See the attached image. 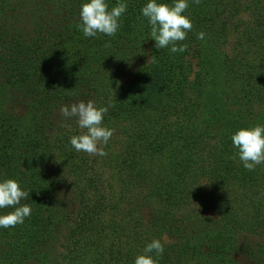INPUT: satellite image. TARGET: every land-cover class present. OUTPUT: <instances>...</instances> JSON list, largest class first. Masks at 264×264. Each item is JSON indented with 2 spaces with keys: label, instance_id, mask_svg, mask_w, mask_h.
I'll return each instance as SVG.
<instances>
[{
  "label": "trees",
  "instance_id": "trees-1",
  "mask_svg": "<svg viewBox=\"0 0 264 264\" xmlns=\"http://www.w3.org/2000/svg\"><path fill=\"white\" fill-rule=\"evenodd\" d=\"M81 3L0 0V179L31 206L0 228V264H134L153 239L159 264H264V164L231 142L264 123V0H190L180 54L155 48L146 0L114 37L77 30ZM89 100L111 105L104 157L60 113Z\"/></svg>",
  "mask_w": 264,
  "mask_h": 264
},
{
  "label": "clouds",
  "instance_id": "clouds-1",
  "mask_svg": "<svg viewBox=\"0 0 264 264\" xmlns=\"http://www.w3.org/2000/svg\"><path fill=\"white\" fill-rule=\"evenodd\" d=\"M198 3L199 0H191ZM190 0H146L141 7L140 14L146 19L150 27V38L155 42L156 49L168 48L172 54L185 53L188 46L182 42L192 29L189 8ZM127 0H116V4L109 7L108 0H82L79 10V22L76 25L83 36L96 37L102 34L114 37L120 26L121 16L127 11ZM199 33L197 38L203 39ZM155 63V59H150ZM108 106H97L95 101H80L71 105H64L60 113L64 118H76L78 128L86 131L70 137V144L76 152L104 157V148L113 135V130L103 124ZM235 156L239 158L243 167L254 171L256 166L264 164V123L257 122L242 126L231 135ZM29 199V191L25 190L16 179H0V210L11 209L6 214H0V228H14L23 224L25 218L31 215V206L21 204ZM164 246L159 239H153L146 244L143 253L137 255L134 264H159L164 254Z\"/></svg>",
  "mask_w": 264,
  "mask_h": 264
},
{
  "label": "rangeland",
  "instance_id": "rangeland-1",
  "mask_svg": "<svg viewBox=\"0 0 264 264\" xmlns=\"http://www.w3.org/2000/svg\"><path fill=\"white\" fill-rule=\"evenodd\" d=\"M246 17H248V16L246 15Z\"/></svg>",
  "mask_w": 264,
  "mask_h": 264
}]
</instances>
